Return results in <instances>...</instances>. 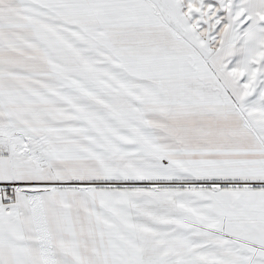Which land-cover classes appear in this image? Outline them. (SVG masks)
<instances>
[{"label": "snow or ice", "instance_id": "obj_1", "mask_svg": "<svg viewBox=\"0 0 264 264\" xmlns=\"http://www.w3.org/2000/svg\"><path fill=\"white\" fill-rule=\"evenodd\" d=\"M0 264H264V0H0Z\"/></svg>", "mask_w": 264, "mask_h": 264}]
</instances>
